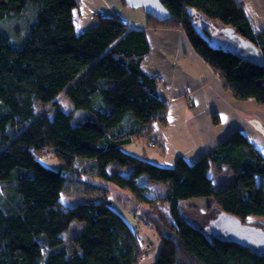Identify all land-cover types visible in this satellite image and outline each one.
Wrapping results in <instances>:
<instances>
[{"label":"trees","instance_id":"trees-1","mask_svg":"<svg viewBox=\"0 0 264 264\" xmlns=\"http://www.w3.org/2000/svg\"><path fill=\"white\" fill-rule=\"evenodd\" d=\"M161 1L167 20L147 14L145 27H132L116 14L97 13L96 23L76 31L79 0H0V264L139 263L136 227L108 203L89 197L62 204L61 192L85 173L128 189L137 206L146 204L140 219L154 225L161 241L155 264H264V252L209 231L221 213L264 231L247 222L250 215L264 216V183L258 180L264 156L245 132L234 129L193 163L178 156L172 166L122 149L155 122L167 124L160 78L142 69L150 51L146 29L181 28L235 99L264 104V29H253L239 0ZM195 15L232 27L257 46L263 64L212 46L213 30L199 26ZM61 91L73 109L56 105L51 116L35 117V103L50 102ZM44 150L53 152L57 169L42 163ZM111 164L130 166L131 175L109 171ZM213 166H227L231 180L214 186ZM143 173L168 182V191L154 199L142 194L135 179ZM196 198H209L218 208L207 230L185 217L184 202ZM155 200L166 205L165 213ZM132 210L135 215L138 209ZM73 220L84 226L65 242Z\"/></svg>","mask_w":264,"mask_h":264},{"label":"rangeland","instance_id":"rangeland-1","mask_svg":"<svg viewBox=\"0 0 264 264\" xmlns=\"http://www.w3.org/2000/svg\"><path fill=\"white\" fill-rule=\"evenodd\" d=\"M97 13H100L101 15L116 14L132 27H140L142 25L145 26L147 23V13L144 11L142 6L131 7L122 0H79V5L73 10V20L76 31H82L90 25L96 23ZM216 25L219 28L222 27L219 24ZM210 44L212 46L230 51H234L236 47L234 42L220 32L214 34L210 40ZM182 100L186 103V101L189 102L191 99L186 95V99L184 98ZM56 105H59L64 111H70L73 109V103L66 96L64 91H61L50 102H36L34 105L35 117L41 115L51 116L56 108ZM170 115L173 116V114ZM204 118V115L196 117L191 116L190 120H186L184 112H181L179 117L180 120L178 123L174 122V129L172 130V134L175 133V138L170 135V129H165L168 144L163 139L164 129L161 130L162 126L159 122H156L157 125H153L148 134L135 137L133 141L123 145L122 149L129 154L161 166H172L174 164V160L178 156H182L188 162L193 163L201 155L205 154L203 153L197 156L194 153L201 149V144L208 136L213 135L208 126H205L203 129L198 126ZM211 120L213 125L219 124H215L213 122V118H211ZM240 125H242L241 127L243 128L241 130L242 132L246 133V131L249 130L248 134H246L248 139L264 156V137L252 126L250 127V124L247 121H241ZM196 126H198L199 129H197ZM165 127H167V125L164 126V128ZM226 127V123L222 124L220 126V130L226 129ZM160 135L161 142L159 145L156 139L158 140ZM168 157H170V160H168ZM41 161L44 165L52 169H57L59 166L57 160L53 157L48 159L41 157ZM108 170L119 173L123 177H129L131 175L132 168L130 166L111 164L108 166ZM228 170L229 169L224 166H213L209 169V175L212 177L214 186H218L228 181ZM258 180L259 182L264 183L263 176L258 178ZM135 184L142 188V194L153 199L161 197L169 189L168 182L150 179L148 175L144 173L136 177ZM89 197H92L95 200L105 201L112 208L118 211L130 226L133 228L136 227L138 236L141 239V244H144L140 247L142 257L138 264H155L157 250L161 241L158 237V233L154 229V225L146 222L145 224L140 219L141 217L139 216V212L142 210L140 207L141 205H144L143 207H145L146 204H141L140 207L139 205L137 206L135 196L128 189L118 187L111 181L86 173L81 176L78 182L69 183L67 185V187L61 192L60 200L64 206L70 207L87 200ZM198 200L200 199L196 198L189 199L184 202L185 217L194 225L205 227L207 230L209 221L216 216L218 208L214 204L211 205L210 201H207L208 203H200L201 201ZM155 201L158 206V210L165 213L166 205L160 200ZM134 206L138 209L135 213L136 216H132L135 212L132 210ZM145 217H147V220H152L147 215ZM154 220L155 219H153V221ZM254 221L264 226V216L250 215L247 217V222ZM83 226V222L73 220L68 229L63 233L65 242H69L72 237L77 235Z\"/></svg>","mask_w":264,"mask_h":264},{"label":"crops","instance_id":"crops-1","mask_svg":"<svg viewBox=\"0 0 264 264\" xmlns=\"http://www.w3.org/2000/svg\"><path fill=\"white\" fill-rule=\"evenodd\" d=\"M243 6L253 29L255 31L264 29V0H246ZM146 34L150 51L143 59L142 69L148 75L159 76L158 94L169 103L167 127L160 126L161 130L164 129L163 139L167 144L168 138L165 129H170V135L175 138V133L172 134V130L174 122H179L181 112H184L186 120H190L191 116L204 115L205 118L198 126L202 129L208 126L213 134L208 136L201 144V149L194 153L197 156L212 149L231 130H242L241 121L249 123V120L254 118L264 124V104L259 105L252 98L235 99L231 92L224 88L217 73L196 53L181 28L146 29ZM187 88H190V92L186 91ZM186 95L191 100L185 103L182 99H186ZM213 115L218 118V125L212 124ZM225 123L227 124L226 129L220 130V126ZM153 125L156 126L157 123L155 122ZM198 126H196L197 129H199ZM248 132L249 130L246 131V134ZM156 141L160 145L161 135ZM228 171L227 182L231 180V171L230 169ZM198 201L205 203L210 200L207 198ZM143 206L139 205L140 208ZM132 216L136 215L133 213Z\"/></svg>","mask_w":264,"mask_h":264},{"label":"water","instance_id":"water-1","mask_svg":"<svg viewBox=\"0 0 264 264\" xmlns=\"http://www.w3.org/2000/svg\"><path fill=\"white\" fill-rule=\"evenodd\" d=\"M123 1L131 7L142 6L148 15L158 20H167L170 17L168 10L161 0ZM192 12L194 14L195 11L192 10ZM194 17L199 26L203 28L210 27V29L213 30V34L220 32L234 42L236 47L233 53L237 57L255 64H263V59L257 46L237 34L232 27L224 26L217 28L213 24L205 21L199 15H195ZM249 123L264 136V124L260 120L253 118L249 120ZM209 231L214 236L237 242L243 246L251 248L255 252H264V231L251 224H241L238 219L226 215L225 213L219 214L211 221Z\"/></svg>","mask_w":264,"mask_h":264},{"label":"built area","instance_id":"built-area-1","mask_svg":"<svg viewBox=\"0 0 264 264\" xmlns=\"http://www.w3.org/2000/svg\"><path fill=\"white\" fill-rule=\"evenodd\" d=\"M239 2L242 4V5H244L245 4V2H246V0H239ZM186 91L187 92H190V88H187L186 89ZM43 157H45V158H51V157H53V152L52 151H50V150H44L43 152H42V154H41ZM136 219V218H135ZM141 245H144V244H141ZM147 246V245H146Z\"/></svg>","mask_w":264,"mask_h":264}]
</instances>
